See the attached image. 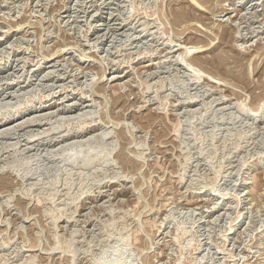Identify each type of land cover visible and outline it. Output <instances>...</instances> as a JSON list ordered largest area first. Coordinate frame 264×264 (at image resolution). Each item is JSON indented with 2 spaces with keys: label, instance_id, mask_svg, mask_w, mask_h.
<instances>
[{
  "label": "rangeland",
  "instance_id": "rangeland-1",
  "mask_svg": "<svg viewBox=\"0 0 264 264\" xmlns=\"http://www.w3.org/2000/svg\"><path fill=\"white\" fill-rule=\"evenodd\" d=\"M0 58V264H264V0H0Z\"/></svg>",
  "mask_w": 264,
  "mask_h": 264
},
{
  "label": "bare ground",
  "instance_id": "bare-ground-1",
  "mask_svg": "<svg viewBox=\"0 0 264 264\" xmlns=\"http://www.w3.org/2000/svg\"><path fill=\"white\" fill-rule=\"evenodd\" d=\"M117 1V0H116ZM37 2V1H36ZM94 3V2H93ZM106 4V3H105ZM88 5V4H87ZM120 6V5H119ZM128 6V5H127ZM73 8V7H72ZM79 8V7H78ZM77 8V9H78ZM112 8V7H111ZM131 8V7H130ZM112 9H114V8H112ZM76 10V9H75ZM119 10V9H118ZM85 12V11H84ZM111 12V11H110ZM124 12V11H123ZM116 13V12H115ZM130 13V12H129ZM110 15V14H109ZM127 15V14H126ZM129 16V15H128ZM130 16H131V14H130ZM128 18V17H127ZM129 18H131V17H129ZM93 19V18H92ZM132 19V18H131ZM106 20V19H105ZM141 20V19H140ZM120 21V20H119ZM127 21H128V19H127ZM115 22V21H114ZM100 24V23H99ZM111 24V23H110ZM138 25V24H137ZM130 26V25H129ZM144 26V25H143ZM143 28V27H142ZM144 29V28H143ZM106 30V29H105ZM114 31V30H113ZM104 33V32H103ZM137 37V36H136ZM99 40V39H98ZM133 45V44H132ZM131 47V46H130ZM26 49V48H25ZM173 49V48H172ZM174 49H175V47H174ZM173 49V50H174ZM171 50V49H170ZM34 51V50H33ZM27 52V51H26ZM29 55V54H28ZM170 55V54H169ZM8 56V55H7ZM43 56V55H42ZM41 56V57H42ZM86 56V55H85ZM24 58V57H23ZM1 59V58H0ZM25 60V59H24ZM57 60V59H56ZM7 61V60H6ZM14 64V63H13ZM32 64V63H31ZM180 64H181V62H180ZM155 65V64H154ZM53 66V65H52ZM31 70V69H30ZM82 71V70H81ZM21 72V71H20ZM83 72V71H82ZM48 73V72H47ZM151 73V72H150ZM21 75V74H20ZM2 76H4V75H2ZM9 76V75H8ZM116 76V75H115ZM2 78H5V77H2ZM55 78V77H54ZM114 78V77H113ZM11 79V78H10ZM112 79V78H111ZM1 83V82H0ZM6 84V83H5ZM2 89H3V87H2ZM10 98V97H9ZM2 99V98H1ZM77 104V103H76ZM84 106V105H83ZM31 107V106H30ZM28 109V108H27ZM81 109V108H80ZM75 111V110H74ZM39 120V119H38ZM31 122V121H30ZM38 123V122H37ZM101 196V195H100ZM232 229V228H231Z\"/></svg>",
  "mask_w": 264,
  "mask_h": 264
}]
</instances>
